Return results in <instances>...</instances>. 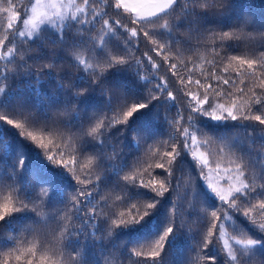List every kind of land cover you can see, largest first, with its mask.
<instances>
[{
    "label": "snow or ice",
    "instance_id": "snow-or-ice-1",
    "mask_svg": "<svg viewBox=\"0 0 264 264\" xmlns=\"http://www.w3.org/2000/svg\"><path fill=\"white\" fill-rule=\"evenodd\" d=\"M232 7V0H31L28 4L0 0V61L15 60L13 79L24 78L27 87L41 95L42 73L33 70L26 58L33 48H18L16 37L31 38L24 40L29 45L40 40L43 46L47 39L43 32L51 26L62 30L52 43L64 45L63 50L71 53L74 66L83 70L77 80L88 85L66 86L57 79L65 99L62 107L49 112L42 101L29 106L22 88L6 91L2 83L9 75L0 80V141L11 136L18 150L15 162L0 161V189H11L0 193V226L15 224L20 219L17 213H35L21 228L31 237L20 241L25 247L16 243V236L6 237L12 247L0 255V264H20L24 256L29 257L24 264H97L90 258L89 244L109 241L115 248L113 238L120 233L136 237L128 250L129 256L137 258L136 264H170L169 256L180 250L177 240L184 229L194 255L181 264H252L254 257L264 256V25L242 15L226 22ZM65 28L72 33L71 43ZM181 28L189 34L183 42L176 36ZM141 45L148 47L142 53L147 64L157 70L151 75L142 74L148 70L145 60L136 55ZM201 47L205 52L197 57L199 63L185 57V51ZM229 48L243 49L245 54L225 52L219 61L206 59ZM85 51L92 55L86 57ZM218 65H223L219 73ZM162 66L175 77L172 86L184 98L183 107L171 90V78L159 75ZM55 67V63L44 65L53 79ZM193 70L205 83L193 78ZM121 72H130L134 83L118 79ZM170 107L176 108L175 117L167 112L162 116L168 139H156L163 127L159 109ZM230 121H239L234 126L246 132L259 128V147L251 133L246 143L237 138L228 142V133L219 129L227 128ZM113 128L117 137L133 134L137 149L135 137L144 133L148 159L142 164L140 157L131 164L123 159L120 164L108 163L119 156L111 143ZM149 139L152 143H147ZM29 153L39 191H29L23 179ZM188 157L206 190H197L185 171ZM105 164L119 178L112 182L113 190L124 194H116L112 205L101 194L93 204V191L85 186L97 191L102 183L108 186L111 181L100 171ZM125 168L129 171L121 176ZM157 169L163 178L153 176ZM41 171L66 178L74 193L67 199L49 198L50 190L56 191V181L40 180ZM182 182L185 191L179 199L184 205L178 218L174 197L164 198L170 190L178 191ZM46 207L52 211L45 212ZM185 215L197 219L185 221ZM52 222L56 230L46 231ZM105 252L102 248L101 254ZM105 264H112V258Z\"/></svg>",
    "mask_w": 264,
    "mask_h": 264
},
{
    "label": "trees",
    "instance_id": "trees-1",
    "mask_svg": "<svg viewBox=\"0 0 264 264\" xmlns=\"http://www.w3.org/2000/svg\"><path fill=\"white\" fill-rule=\"evenodd\" d=\"M25 4H28L31 2V0H23ZM232 9L228 13V16L225 17L226 22H231L232 19H234L237 15H242L245 17L253 18L258 24L264 25V0H232ZM68 23H71L69 21ZM227 30V29H225ZM62 31L60 28H53L51 26H48L45 28L43 35L47 37V39L44 41L43 46L41 45L40 40H31V44H25V39H31V38H19L16 37V44L17 47L20 48L23 47H29L31 46L33 48V51L26 57L28 59V63L30 67L33 70L39 69L42 73L40 80L41 83L39 84V92L41 93L40 96H37L36 89L35 88H28L27 87V81L24 78H12V71L16 67L15 60H13V63L7 64V62L0 64V80H3V75L7 74L9 75L8 80H3L2 86L6 88V91H17L18 89H23L21 92V95H23L28 101L29 106H33L37 104V102L42 101V107L47 105L49 112H54L57 108H60L63 106V101L65 99V92L62 91L57 87V79L63 82L66 86L71 83L73 85L79 84L81 88H87V82L86 80L80 81L77 80V77L81 76L83 74V70L79 67L74 66L73 60L70 58L71 53L68 51H64V45L61 44H53L52 40L56 39V33ZM64 31L66 32L67 39L69 40V43H71L73 36L71 32H68L65 28ZM88 33H85L87 35ZM97 33L92 32V35L95 36ZM176 36L178 39H180L182 42L187 40L189 38V34L186 31V29L181 28L179 31L176 32ZM193 45L196 44L195 37H192ZM181 48H184L185 45L182 43L180 45ZM144 51H148V47L145 45H141L140 49L136 51V55L139 56L141 59L145 60L144 68L147 69V72H144L142 74L144 75H151L152 72H156L157 70L151 69L150 65L147 64L146 58L143 57L142 53ZM205 49L203 47L199 48L196 52L192 51H185V57H190L193 62L199 63L197 60V57L204 53ZM225 52L230 55H244L243 49H224L221 50L219 56H213V55H207V60H221V58L224 56ZM84 55L86 57H90L92 53L90 51H85ZM97 55H99V52H97ZM155 58V57H154ZM49 63H55L56 67L52 70L53 75L56 77V79L50 78L48 69L44 68V65H47ZM7 64V73H5L4 65ZM223 65H218L215 69L217 73L221 71V67ZM233 67H235V63L233 62ZM189 68H191V64H189ZM204 68L211 72L212 68L208 63L204 64ZM112 72H115V69L111 70ZM160 76H169L170 79V87L171 90L174 92V94L177 95V103L183 107V97L182 95L177 91L175 86H172V80L175 79V77H171V73L168 72L167 68L165 66H162L159 70ZM181 74L187 75V71L184 69H180ZM229 73L233 78L235 77V73L232 69L229 70ZM118 79L121 80H129L134 83V77L131 75L130 72H121L117 76ZM193 78L194 79H201L202 83H205L204 79L200 76V72L198 70H193ZM113 82L112 78L110 77V84ZM215 83L214 81H211ZM33 83H35V80H33ZM238 83V79H237ZM97 96H99V93H97ZM161 113V119L159 121L160 125L162 127V134L156 137V139L166 140L168 139L167 131L169 130L167 125H165L164 120L162 118L163 114L167 112L170 118H174L176 115V108L170 107V108H161L159 109ZM185 116H187V111H185ZM240 122H228L229 126L227 128H220V132H227L229 136L228 142H231L233 138H237L240 141H244L245 143L248 140V133H251L252 137L257 141L256 147H259V143L262 139L261 133L259 128H257L256 131H253L252 128H248L247 132L239 127H235L234 125L239 124ZM245 124H251L252 122H243ZM122 127V126H117ZM113 134V140L112 144L115 145L116 152L119 153V156H117L114 160L109 161L108 163L111 164H120L121 159L127 163H135V158L140 157V163H143V160L148 159L147 156L144 155L145 148H146V142L144 139V133H140V135L136 136L135 139L139 141V149H137L133 143V134L125 133L123 136L117 137L116 136V128H113L112 130ZM234 134V137H233ZM147 143H152V140L149 139ZM212 151L216 150V143L214 142L212 145ZM106 151L111 152V147L106 148ZM18 156V150H17V141L13 139L11 136H7L4 138V140L0 141V161H6L7 163H13L15 162L16 158ZM215 158V157H213ZM139 166V165H137ZM26 167L27 171L23 173V179L26 181L30 187L29 191H39V188L37 187L38 181L37 177L32 174L33 169L35 167V161L32 158V154L29 153L26 159ZM184 169L186 172H190L192 177V183L195 186L197 190H200L204 188L206 190L205 185L202 184L201 180L199 179L197 175V169L192 166V162L190 157L186 159V163L184 165ZM104 175H106L109 178V181H111L107 187L104 186L102 183L100 186V190H93L92 185L85 186L88 190L93 191V198L92 202L93 204L96 203V201H99L101 198V194L103 196L108 197V203L112 205V198L116 194L123 195V192L114 191V181L118 180L119 178L115 175V173L110 170L107 167V164L100 170ZM129 169L125 168L123 172L120 173V175L127 174ZM160 175V178H163L162 170H155L153 172V176ZM181 173L179 171L176 172V178H179ZM40 180L42 181H50L55 180L56 181V191L55 193L49 192V198L54 200H59L61 198L67 199L69 195H72L75 191L73 188L68 187V180L64 177H56L53 173L47 172V171H41L40 174ZM148 175L147 173L144 174V179H147ZM175 179L173 180V183L175 184ZM7 184H11V181H5ZM3 191H11V189H0V193ZM146 191V190H144ZM184 186L183 182L181 183V186L179 187L178 191L172 192L170 190L169 193H166L165 200H167L168 196H173L175 204L177 205V217L179 218L180 212L182 210V206L184 205V201L179 199V197H182L184 195ZM0 203H3L2 197H0ZM59 206V205H58ZM204 206H207L206 204ZM31 207V205H29ZM167 207L170 209L172 207V202L169 201L167 204ZM185 212H188L190 210L184 208ZM45 212L52 211L51 208L46 207L44 209ZM110 208H105V212H109ZM35 213H17L16 216L20 219L13 225H9L7 227L0 226V255H2L3 252L8 251L12 245L8 242L7 239H5L8 236H16L17 240L16 243L19 244L22 248L25 247L24 244H21L20 241L24 240L25 238H31L27 232H24L21 230L22 226L27 227L28 226V218L34 216ZM197 219L194 215H185L184 220L185 221H191ZM74 223H78L76 221H73ZM239 223V221H238ZM56 223L52 222L50 227L46 229V231L54 232L56 230ZM101 229H103V222L101 221L100 224ZM193 234H195L196 231V225L193 224ZM89 230H92L91 227ZM118 231V230H117ZM229 231H231V228H229ZM97 240H99V237H97ZM136 240V237L129 236L123 233H120L116 236H114L113 241L117 245L115 248H111L109 246V241H104L103 244L97 243L95 246L92 244H89V255L90 258L97 262V264H105V262L112 258V264H136L137 258L131 257L128 255V250L134 246V241ZM81 241H83V237H81ZM191 243H194L192 241ZM190 240L187 233V230H181L180 236L177 240L178 248L180 249L175 254L169 256L170 264H181L182 261H186L187 258L194 255V252L192 251V248L189 246ZM105 249L106 252L104 255L101 254V249ZM207 251V250H205ZM114 254V256H113ZM29 258L28 256L22 257V260L20 264H24V261ZM35 264V261H34ZM252 264H264V256H258L254 257Z\"/></svg>",
    "mask_w": 264,
    "mask_h": 264
},
{
    "label": "rangeland",
    "instance_id": "rangeland-1",
    "mask_svg": "<svg viewBox=\"0 0 264 264\" xmlns=\"http://www.w3.org/2000/svg\"><path fill=\"white\" fill-rule=\"evenodd\" d=\"M19 38H20V37H19ZM4 62H6V61H0V64H1V63H4ZM205 187H206V186H205Z\"/></svg>",
    "mask_w": 264,
    "mask_h": 264
}]
</instances>
